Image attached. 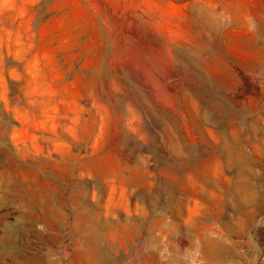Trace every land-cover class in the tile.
<instances>
[{
    "label": "rangeland",
    "instance_id": "rangeland-1",
    "mask_svg": "<svg viewBox=\"0 0 264 264\" xmlns=\"http://www.w3.org/2000/svg\"><path fill=\"white\" fill-rule=\"evenodd\" d=\"M0 264H264V0H0Z\"/></svg>",
    "mask_w": 264,
    "mask_h": 264
}]
</instances>
